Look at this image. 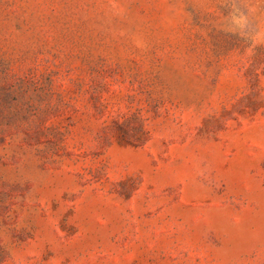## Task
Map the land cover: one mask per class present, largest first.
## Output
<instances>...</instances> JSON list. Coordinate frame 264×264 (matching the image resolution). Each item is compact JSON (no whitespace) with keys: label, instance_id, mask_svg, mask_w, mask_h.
I'll list each match as a JSON object with an SVG mask.
<instances>
[{"label":"rangeland","instance_id":"1","mask_svg":"<svg viewBox=\"0 0 264 264\" xmlns=\"http://www.w3.org/2000/svg\"><path fill=\"white\" fill-rule=\"evenodd\" d=\"M0 264H264V0H0Z\"/></svg>","mask_w":264,"mask_h":264}]
</instances>
